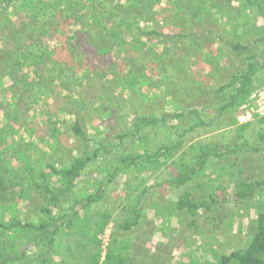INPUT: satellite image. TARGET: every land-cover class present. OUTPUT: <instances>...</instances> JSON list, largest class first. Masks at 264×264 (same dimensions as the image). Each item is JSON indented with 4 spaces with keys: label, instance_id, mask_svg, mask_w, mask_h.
<instances>
[{
    "label": "trees",
    "instance_id": "trees-1",
    "mask_svg": "<svg viewBox=\"0 0 264 264\" xmlns=\"http://www.w3.org/2000/svg\"><path fill=\"white\" fill-rule=\"evenodd\" d=\"M160 1L0 0V64L5 69L10 83L8 90L15 103L23 94L31 107L41 105L40 121L46 128L53 121L64 123L62 115H71L70 130L81 145L69 165L62 168L46 165L51 176L42 174V181L33 185L40 212L50 227L16 218L0 221V264L23 261L30 250L44 242L46 250L39 256L38 264H48L59 231L69 229L86 209L104 200L106 183L94 194H82L67 211L59 207L62 197L73 192L88 165L114 151L115 140L120 145L127 139L140 138L135 154L119 158L118 173L131 166L166 167L171 175L168 183L175 191H183L194 179L206 181L209 200H193L186 192L177 200L179 207L190 216L202 210L208 212L211 205L219 206L228 199L224 192L229 188L231 171H241V166L235 161L231 164L225 161L221 170L212 174L211 163L247 146L241 132L249 124L237 127L235 115L254 85L264 78V27L254 28L251 21L256 16L264 20V0H188L196 20L210 16L222 30L206 28L183 34L152 28L144 31L138 27V20L144 19L149 8L160 7ZM173 1L178 6L182 4L179 0ZM221 19L223 23L219 22ZM133 27L140 36L134 34ZM142 35L153 36L156 41L146 42L141 39ZM159 38H164L166 44L160 43ZM215 43L221 46L213 48ZM224 48L235 55L237 62L231 66L235 74L227 84L214 90L217 96L206 109H162L167 97L175 101L178 91L197 96L205 87H214L221 61L225 59ZM224 62L226 67L230 65ZM154 74L162 76L167 91L150 98L152 101L138 103V99L152 91L148 78ZM3 82L4 77H0L1 87ZM260 83L264 85V80ZM138 84L147 86L146 91L138 92ZM49 98L53 99L52 103L48 102ZM50 106L54 107L55 114L53 110L49 112ZM72 106L74 114H70ZM5 113L3 121L7 123L10 114ZM86 119H95L109 129L120 127L118 134L113 140L92 139L82 124ZM258 121L264 123V117ZM227 127L238 129L236 146L199 143L197 148L192 147L196 151L194 159L190 156L192 165L185 163V146L203 134ZM200 129L206 132L199 134ZM48 131L56 136L59 130L50 126ZM8 138L0 131V144L6 147ZM259 139L264 142V128L259 132ZM22 159L26 162L25 157ZM168 161L172 162L167 164ZM238 179L235 199L240 200L249 198L264 184V181ZM4 189L0 179V201ZM256 213L255 231L249 244L229 254L216 255L217 264H264V201L256 204ZM112 218L119 231L129 232L141 219L139 205L126 201L116 213L113 210L104 213L100 230ZM21 229L39 233L35 239L19 243ZM113 236L117 237L114 233ZM105 264H126V257L122 250L111 249ZM187 264H200V260L193 258Z\"/></svg>",
    "mask_w": 264,
    "mask_h": 264
},
{
    "label": "rangeland",
    "instance_id": "rangeland-1",
    "mask_svg": "<svg viewBox=\"0 0 264 264\" xmlns=\"http://www.w3.org/2000/svg\"><path fill=\"white\" fill-rule=\"evenodd\" d=\"M179 2L182 3L180 6L173 0H161L158 5L160 7L149 8L144 19L138 20L137 26L144 31L152 28L183 34L206 28L222 30L210 16H204L203 20H196L188 0H179ZM251 21L254 22V28L264 27V20L261 17H252ZM219 22L223 23V20ZM132 31L140 36L136 27H133ZM141 39L146 42L156 41L153 36L142 35ZM159 42L166 44L164 38H159ZM213 46V48H219L221 45L215 43ZM223 56L226 60L221 61L214 87H205L204 91L197 96L178 91L175 101L167 97L162 109L165 108L167 111L172 108L206 109L217 96L214 90L227 84L235 74L231 67L237 62L235 55L228 48H224ZM141 58L144 60V57ZM224 61H228L230 65L226 67L227 62ZM5 74V69L0 64V77H4V85L0 86V131L2 135L9 137L6 147L0 144V179L5 187L3 199L0 201V221L8 222L16 218L23 222L46 224V227H50V223L44 219V213L40 212V204L33 194L35 192L33 185L35 182L42 181V174L51 176L46 165L51 164L57 168L69 165L78 155L81 145L70 130L71 115H62L64 123L53 121L46 128V125L40 121L43 107L41 105L31 107L26 99L27 96L23 97V94H20L18 103H15L8 90L10 83ZM161 77L154 74L148 78V86L152 91L138 99V103L141 100L152 101L155 95L167 91V85H164ZM262 80H264L263 77L258 84L254 85V90L264 86L260 83ZM146 87L138 84L136 89L138 92L146 91ZM250 96L235 115L237 127L249 124L241 132L247 146L234 154L223 155L225 159H216L211 163L212 174L220 171L225 161L230 164L235 161L241 166V171L232 170L227 166L233 173L228 183L229 188L224 192L227 200L221 201L219 206L211 205L208 212L202 210L195 216H190L185 209L179 207L177 200L185 192L193 200H209L206 181L194 179L184 187L183 191H175V188L168 183L171 175L166 167L158 169L153 168L152 165L147 168L131 166L122 169L120 173L123 174H120L116 172L119 158L135 154L140 146V138L127 139L120 145L119 140H115L114 151L88 165L73 192L62 197L59 207L67 211L82 197V194H94L102 183H106L104 200L86 209L85 214H82L69 229L59 231L56 244L49 254L48 264H105L111 249L122 250L126 257V264H187L193 258L197 262L200 260V264H217L216 255L229 254L234 250L245 248L255 231L256 204L264 201V184L249 198L235 199L238 178L247 182L264 181V145H262L264 142L259 139V132L263 130L264 123L261 124L258 121L261 117L256 114L249 119L246 118V121L239 120L242 113L246 111L243 106L248 103ZM48 102L52 103L53 99L49 98ZM150 104L152 105V102ZM48 110L51 111L50 113L55 111L51 106ZM5 112L10 114L7 123L3 121ZM75 112L72 106L70 114ZM130 122H132L131 119ZM82 124L92 139L113 140L120 128L109 129L100 125L95 119L82 120ZM50 126L59 130L55 132L56 136L50 135L48 131ZM205 132V129L198 130L199 134ZM237 135H239L238 129L235 127H227L212 134H203L183 148L187 152L185 163L192 165L196 152L192 147L197 148L199 143H209L208 145L212 146L218 142L233 148L238 144ZM23 157L26 158V162L23 161ZM171 162L168 161L167 164ZM51 182H53L52 178ZM126 201H134L139 205L141 212L139 224L131 231L122 233L116 228L112 218L100 230L104 213L112 210L116 213L119 206ZM37 233L39 232L21 229L18 233V242L35 239ZM113 233L117 235L116 238ZM45 243L30 250L23 261L13 264H38L39 256L46 250Z\"/></svg>",
    "mask_w": 264,
    "mask_h": 264
},
{
    "label": "built area",
    "instance_id": "built-area-1",
    "mask_svg": "<svg viewBox=\"0 0 264 264\" xmlns=\"http://www.w3.org/2000/svg\"><path fill=\"white\" fill-rule=\"evenodd\" d=\"M243 108L246 111L239 118L240 122L246 121V118H251L253 114L264 117V86L258 87L253 91L248 103Z\"/></svg>",
    "mask_w": 264,
    "mask_h": 264
}]
</instances>
